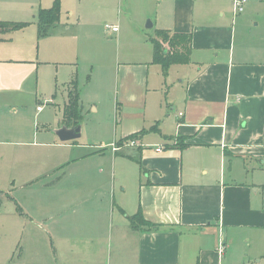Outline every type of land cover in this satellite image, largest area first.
I'll list each match as a JSON object with an SVG mask.
<instances>
[{
  "label": "crops",
  "instance_id": "crops-1",
  "mask_svg": "<svg viewBox=\"0 0 264 264\" xmlns=\"http://www.w3.org/2000/svg\"><path fill=\"white\" fill-rule=\"evenodd\" d=\"M92 1L89 14L118 27L105 41L118 48L133 35L145 48L132 61L117 53L112 100L103 86L111 57L87 53L98 76L77 90L82 116L88 103L92 115L100 111L99 145L57 139L78 150L69 175L78 170L81 187L97 195L74 204L62 232L53 229V249L63 264H109L111 251L114 264H221L243 251L264 264V46L235 48L216 0ZM160 30L190 34L187 64L154 63L150 39ZM103 98L106 111L94 103ZM137 213L148 225L133 229Z\"/></svg>",
  "mask_w": 264,
  "mask_h": 264
},
{
  "label": "rangeland",
  "instance_id": "rangeland-1",
  "mask_svg": "<svg viewBox=\"0 0 264 264\" xmlns=\"http://www.w3.org/2000/svg\"><path fill=\"white\" fill-rule=\"evenodd\" d=\"M55 1L0 0V23L25 24L22 30L0 31V264L64 263L65 256L53 249L52 231L62 228L64 218L76 208L74 204L97 195L81 187L84 180L78 170L69 175L78 150L59 143L56 136L68 86L75 78L81 96L84 85L94 83L99 72L94 67L91 79L87 53L103 51L111 57L109 81L103 86L109 85L112 100L117 53L123 61H132L141 57L145 48L133 35L123 37L118 48L105 41L110 40L103 30L106 19L95 12L89 14V3L95 7L92 0H58L59 32L38 38L39 11L50 9ZM216 1V21L224 30L233 31L235 48L264 46V0H247L241 14H233V0ZM145 32L149 38L154 36V29ZM177 70L171 78L178 76ZM79 75L85 77L81 84ZM38 103L44 104L39 113ZM94 103L107 110L105 98ZM88 105L76 143L99 145L95 129L100 111L92 115ZM71 199L76 201L66 202ZM246 253L233 252L221 264H255ZM109 255V264H114V252Z\"/></svg>",
  "mask_w": 264,
  "mask_h": 264
},
{
  "label": "trees",
  "instance_id": "trees-1",
  "mask_svg": "<svg viewBox=\"0 0 264 264\" xmlns=\"http://www.w3.org/2000/svg\"><path fill=\"white\" fill-rule=\"evenodd\" d=\"M59 18L60 7L58 0L54 2L50 9L40 10L36 21L38 38L48 36L51 30L59 22ZM24 26L25 24L22 23H0V31L13 32L23 29ZM157 36L159 37L158 39H150L154 48V63L161 65L163 70L166 71L170 65L187 64L189 62L190 34H171L168 31L160 30L157 32ZM160 43H165L167 49L165 50ZM163 50H165L164 53ZM70 85L71 90L68 93V104L64 109V122L67 125V128H77L80 127L82 121V108L79 102L78 90L74 79ZM141 223L148 225L139 213L130 219V224L133 229H137Z\"/></svg>",
  "mask_w": 264,
  "mask_h": 264
},
{
  "label": "built area",
  "instance_id": "built-area-1",
  "mask_svg": "<svg viewBox=\"0 0 264 264\" xmlns=\"http://www.w3.org/2000/svg\"><path fill=\"white\" fill-rule=\"evenodd\" d=\"M247 2V0H233V7H234V13L233 14H241L243 12V6L245 5V3ZM103 30L105 33L107 34H111V33H115L118 31V27L117 26H113L110 24H104L103 26ZM43 106H38L37 107V111H41ZM181 115V114H180ZM135 142H130V145H134ZM161 150V148H156L155 151L159 152ZM223 246L220 247V251H223Z\"/></svg>",
  "mask_w": 264,
  "mask_h": 264
},
{
  "label": "water",
  "instance_id": "water-1",
  "mask_svg": "<svg viewBox=\"0 0 264 264\" xmlns=\"http://www.w3.org/2000/svg\"><path fill=\"white\" fill-rule=\"evenodd\" d=\"M146 27L149 28L150 24H146ZM56 136L60 142H70L75 141L80 138V128H66L61 127L56 131Z\"/></svg>",
  "mask_w": 264,
  "mask_h": 264
}]
</instances>
